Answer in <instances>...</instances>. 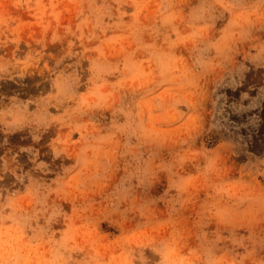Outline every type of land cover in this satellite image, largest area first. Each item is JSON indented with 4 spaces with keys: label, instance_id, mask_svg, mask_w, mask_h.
Segmentation results:
<instances>
[{
    "label": "clouds",
    "instance_id": "obj_1",
    "mask_svg": "<svg viewBox=\"0 0 264 264\" xmlns=\"http://www.w3.org/2000/svg\"><path fill=\"white\" fill-rule=\"evenodd\" d=\"M0 264H264V0H0Z\"/></svg>",
    "mask_w": 264,
    "mask_h": 264
}]
</instances>
